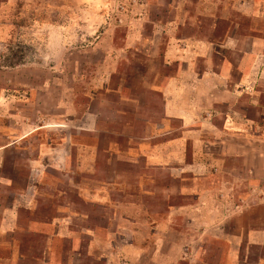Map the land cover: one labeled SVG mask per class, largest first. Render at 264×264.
I'll use <instances>...</instances> for the list:
<instances>
[{"label":"rangeland","instance_id":"rangeland-1","mask_svg":"<svg viewBox=\"0 0 264 264\" xmlns=\"http://www.w3.org/2000/svg\"><path fill=\"white\" fill-rule=\"evenodd\" d=\"M216 6L0 0V73L20 68L29 134L9 155L20 159L4 162L16 192L0 194V201L25 202L22 231L70 232L74 255L71 238L52 244L74 264H264V245L250 236L264 228V207H254L264 198V181L237 182L243 193L230 189L236 178L225 169L214 180L212 161L198 160L206 148L195 144L196 130L184 152L172 143L178 121L164 113L162 89L180 69L167 54L183 37L221 36L206 30ZM199 8L206 15L198 16ZM51 152L58 158L51 160ZM40 156L31 177L30 159ZM218 179L224 190L200 191ZM45 247L42 241L40 254Z\"/></svg>","mask_w":264,"mask_h":264},{"label":"crops","instance_id":"crops-1","mask_svg":"<svg viewBox=\"0 0 264 264\" xmlns=\"http://www.w3.org/2000/svg\"><path fill=\"white\" fill-rule=\"evenodd\" d=\"M199 1L217 5L216 10H209V15L217 19L206 30L222 35L212 38L186 36L177 41L174 53L168 52L167 63L176 61L180 69L176 76L168 78L162 89L164 113L178 121L179 137L172 139V143L178 142L185 152L190 132L195 129V144L206 148L204 152L201 150L202 158L198 160H211L212 167H216L211 177L221 178L225 169L226 175L236 178V182L230 183V189L245 193L243 188L238 189L237 182L264 181V0ZM220 3L226 7L220 8ZM197 15L206 13L199 8ZM245 18L261 19L263 24L247 23ZM177 29H181L180 25ZM16 69L20 68L0 73V113L4 111L0 114V194L16 192L14 177L5 169L4 162L20 159L9 155L21 151L29 135L21 110L26 103L23 88L26 84ZM163 125L167 132L170 126ZM50 156L51 160L58 158L54 153ZM60 159L68 160V156ZM38 160H42L41 156L30 159L34 165L31 177L40 171L37 168L41 167V161ZM224 186L218 179L217 184L201 186L200 191L218 193ZM22 206H26L25 202L17 199L10 204L0 201V264H74V261H65L63 251L58 254L52 244L59 237L71 238L74 255L77 239L73 234H47L35 226L28 232L22 231ZM254 207H264V198ZM250 236L253 243L264 245V228L252 231ZM42 241L46 247L40 254ZM31 247L38 250H30Z\"/></svg>","mask_w":264,"mask_h":264}]
</instances>
